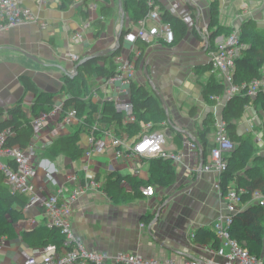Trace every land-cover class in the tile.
I'll return each instance as SVG.
<instances>
[{"label": "crops", "instance_id": "1", "mask_svg": "<svg viewBox=\"0 0 264 264\" xmlns=\"http://www.w3.org/2000/svg\"><path fill=\"white\" fill-rule=\"evenodd\" d=\"M88 2L89 4L96 3V10H89V4H84L83 0H50L40 10L33 2L26 0V4L37 12L48 26L42 28L38 23H28L0 30V122L8 117V109L20 102L28 117L34 115L35 95L33 91L26 88V78H29L41 92L54 94L55 103L61 104L66 99L63 69L65 68L68 73L74 69L73 62L67 58V53L73 52L86 57L115 46L121 21L117 22L115 18L109 21L110 15L103 17L102 6L106 5L113 9L116 4H119L118 0H88ZM124 2L125 0L123 4ZM260 2L261 0H198L199 5H194L192 2L190 4L187 0H182L175 14L183 19L191 18L190 22L185 21L190 28L188 36L174 48L157 44L154 47L182 52L199 51L205 48L201 28L206 24L209 28L213 3H216L219 8L220 24L236 27L242 17L253 15L255 19H264V9L259 7ZM197 8L201 14H198ZM197 17H200V29L196 26ZM100 19L105 22V29L98 36L97 21ZM87 20H91L93 24L90 30L85 32L83 42H73L72 35ZM137 25L138 23L131 22L130 17H126L125 29H134ZM193 28L202 36V40L197 38ZM221 36L223 35L218 37L221 38ZM127 45L132 47L133 52L139 53L137 44H130L124 40L121 53L136 63L139 55L132 58L129 51L126 54V50L130 49ZM23 51L31 54L36 60L28 57ZM203 64H209L207 52L198 56L160 54L155 55L150 61L148 68L151 70V77L168 105L170 116L185 126V132H182L183 138L177 137L179 133L177 127L183 128L180 125L173 127L178 141L174 136L171 140L166 138L165 147L168 150L181 152L185 147L184 135L190 134L193 139L199 140L197 129L192 121L200 117L202 112L206 111L207 114L211 110L213 114L216 111L221 114L222 107L219 106L216 111L213 110L215 106L208 108V103L202 95L203 86L210 76L215 73L219 80L220 77L213 70L206 72L196 70V67ZM98 77L97 74L92 75L90 84L92 87L97 84ZM253 104L249 105L245 114L247 117L252 114L254 122L258 119L254 117V112L262 113L261 107L263 106L261 103ZM193 106L198 108L195 117L189 113ZM251 110L255 111L250 113ZM245 114L238 121L239 134L250 131L253 127V124L247 125L243 122L248 119ZM243 125L246 128L244 130ZM56 127L57 121H50L38 136L32 138V142L39 148L35 159L34 181L45 196L59 193L64 188L62 196L67 197L79 186H86L85 193L73 202L72 217L74 234L86 248L113 253L128 251L140 253L146 257L172 256L178 257L181 262L201 260L211 256L210 246L194 242V231L203 226L214 229V222L223 212L224 204L215 188L220 176L214 172H192L189 169L200 166V150L198 154L192 153L186 157L184 163L188 168L182 166L183 164L175 167L178 173L176 184L167 188H156L157 191L152 196L142 194L137 199L118 200L113 194H108L104 188L108 179L121 175L123 178L133 176L147 181L150 176L152 158H142L134 162L116 160L112 157L110 149L104 155L95 156L89 163L83 155H52L48 150L50 146L46 145L48 139L57 140L77 129V125H66L58 132ZM125 133L128 138L135 137H131L127 131ZM169 134L165 132V135ZM86 137L87 135L83 133L81 141H84ZM208 139L209 151L215 144L214 132L209 135ZM4 161L10 162L9 159H4ZM136 167L138 174L135 173ZM69 172L79 175V181L68 182ZM91 177H95L99 182L97 188L88 187L87 180ZM193 183L196 185L192 189L178 194L166 205L153 226L154 236L151 235L148 230L149 225H145L141 220L142 216L155 212L165 198ZM121 186L126 193H132L128 179H122ZM143 188L140 189L142 193ZM24 211L26 217L15 223L16 236L8 237L0 234V264H24L29 257L43 248L32 246L21 235L23 231L46 226L42 209L32 207ZM157 239L163 241L166 246L160 244Z\"/></svg>", "mask_w": 264, "mask_h": 264}, {"label": "built area", "instance_id": "2", "mask_svg": "<svg viewBox=\"0 0 264 264\" xmlns=\"http://www.w3.org/2000/svg\"><path fill=\"white\" fill-rule=\"evenodd\" d=\"M38 9L43 8L50 0H30ZM194 5H199L198 0H190ZM182 0H148L151 10L144 19L138 22L136 28H131L125 34L124 40L135 44L136 41L143 40L150 42L153 38L163 39L168 43L174 41V31L169 24L161 19L160 10L165 6L171 13H177ZM97 4L91 3L89 10H96ZM190 22L191 18L184 19ZM38 23L42 28L48 26L47 22L26 4V0H0V30H7L22 24ZM93 22L87 20L72 35L75 43H82L85 32L92 27ZM203 45L207 48L209 63L212 70L216 72L225 86L224 97L219 98L215 110L225 105V101L236 97H250L256 99L264 93V77L255 78L250 81L236 82L235 74L237 60L245 48L241 40L240 32L234 30L230 35L217 37L214 48H210L208 25L201 28ZM82 56L70 52L67 58L73 62L74 66L80 61ZM115 72L110 77H98L97 84L84 97L86 101L101 107L104 104H112L117 111L124 115V123L134 122V103L132 100V85L136 82L137 67L133 59L126 55L115 57ZM69 74H74V70ZM215 121V144L207 152L205 163L200 170L199 167H190L192 172H214L219 176L228 166V158L236 148L235 142L227 132L226 121L218 114L214 113ZM101 116L100 110L95 113L96 122L87 132V137L83 143L85 152L83 154L86 162L95 156L104 155L108 149L112 151V157L122 159L127 162H134L142 158L162 157L172 161L174 167L180 165L188 168L184 160L192 153L198 154L199 146L188 135H184L185 147L181 152H174L165 147L166 136L162 130H153L152 123L143 125L142 133L133 138H128L124 130L118 132L113 124L109 127L101 125L98 121ZM31 118L34 128V136L44 129L47 123L56 120V130L59 132L66 125H81L83 120L78 116L75 107L63 111V103L56 104L48 112H41ZM99 122V123H98ZM121 132V133H120ZM123 132V133H122ZM9 130H0V171L5 175V181L13 192L26 196L25 210L32 207L42 209L45 223L49 228H57L64 236V241L60 247L50 244L43 247L40 252L29 257L24 264H264L263 259L251 254L241 243L231 236L230 227L233 216L245 205L243 202L244 189L237 190L230 188L226 193L222 192L220 180L216 182L215 188L221 200H223L224 210L217 216L214 222V230L219 240V246L211 250V256L201 260H185L181 262L178 257H146L140 253L128 251H98L90 250L77 238L73 231V202L86 191V186H79L74 189L69 196H62L64 188L59 193L45 196L34 181L36 175L35 159L38 156L39 148L32 141L25 149L19 147H8L7 138ZM33 136V137H34ZM54 138L48 139L47 146L54 143ZM44 145V147L46 146ZM4 159H9L14 166H10ZM136 167V174H138ZM68 182L76 183L79 175L69 172ZM88 187L97 188L99 182L95 177L87 180ZM156 193L154 186L149 185L143 188V194L152 196ZM252 201L264 207V194L257 191L252 196ZM144 226V224H142Z\"/></svg>", "mask_w": 264, "mask_h": 264}, {"label": "trees", "instance_id": "3", "mask_svg": "<svg viewBox=\"0 0 264 264\" xmlns=\"http://www.w3.org/2000/svg\"><path fill=\"white\" fill-rule=\"evenodd\" d=\"M90 1V0H89ZM72 2V1H71ZM84 4H89L88 0H83ZM125 12H131V22L137 24L140 20L148 16L151 7L148 0H125L123 4ZM111 9L103 5L102 14L106 17L111 14ZM161 19L169 24L174 31V41L168 43L163 39H158L157 45L174 48L178 46L189 34L190 28L187 22L178 15L171 13L165 6L160 10ZM101 34L105 29V22L100 19L97 21ZM243 25V29H245ZM210 48H214L215 39L220 35H230L233 27L223 26L219 21V8L216 3L211 6L209 30ZM121 39V48L114 54H106L86 62L78 70V74L71 76L63 75L65 83L64 91L66 99L63 102V111L75 107L78 116L83 120V124L77 126L75 132L59 137L48 148L52 155L66 154L72 156H82L85 152L83 147L82 134H87L89 129L96 122L95 113L100 110L101 116L98 121L103 126L109 127L115 125L119 131L124 130L129 135L136 136L142 133L143 125L153 124V130H161L163 124L172 122L168 120L166 110L154 93L152 88L134 82L131 88L132 100L134 103L135 121L124 123V115L117 111L112 104H104L101 109L98 105L85 100V96L90 92L92 86L87 83V78L93 74L99 77H110L114 74L116 64L115 57L121 55L124 48V36L131 28L124 29ZM198 39L202 40L196 30L193 28ZM241 40L245 44L241 56L237 60V69L235 74L236 82L250 81L255 78L264 77V35L255 31H240ZM248 41H245V39ZM139 50V56L136 61V67H143L145 55L150 47L154 46L151 42L143 40L136 41ZM84 58L81 57L80 60ZM202 72L212 70L211 64H203L196 67ZM200 71V72H201ZM26 88L34 92L35 101L33 114L39 115L41 112H48L56 105L54 94L41 92L36 85L29 79L25 80ZM225 86L212 74L208 82L203 86L202 95L204 100L210 106H217L218 99L224 97ZM261 103L264 107V93H261L256 99L250 97L236 96L225 101L221 110V117L226 121L227 132L230 138L237 144L234 151L228 158V166L220 175V185L223 193L230 188L237 190L244 189L242 198L244 207L233 216L230 227V234L237 239L251 254L257 255L264 262V207L253 202L252 196L259 191L264 194V153H255V146L252 137L239 134L238 121L242 119L250 104ZM8 117L0 122V130H9L7 138L8 147H19L25 149L29 146L34 136V128L31 118L23 109L22 102L15 107L8 109ZM190 115L195 117L198 113L197 106L190 109ZM216 117L212 111H209L202 119V125L197 127L199 141L204 148L206 159L209 143V135L215 131ZM174 127V126H173ZM163 131V130H162ZM178 131V130H177ZM177 137L183 138V133L179 131ZM150 166V176L147 181L138 177L121 175L111 177L105 183L104 188L108 194H113L117 199L132 200L139 198L143 193L142 187L149 185L156 188H167L176 184L178 173L172 165V161L162 157L152 158ZM14 166L13 162L8 163ZM122 179H128L132 187V193H126L121 186ZM167 198H165L166 200ZM164 200V201H165ZM27 198L25 195L13 192L5 183V175L0 171V234L8 237L16 236L15 223L24 219V206ZM163 201V202H164ZM162 202V203H163ZM157 210L142 216L141 220L145 225H149L156 217ZM22 237L32 246L46 247L50 244H56L60 247L64 241V236L57 228H34L21 232ZM194 242L199 245H207L212 249L219 246V240L214 229L208 226L199 227L194 231ZM123 264V263H110Z\"/></svg>", "mask_w": 264, "mask_h": 264}, {"label": "rangeland", "instance_id": "4", "mask_svg": "<svg viewBox=\"0 0 264 264\" xmlns=\"http://www.w3.org/2000/svg\"><path fill=\"white\" fill-rule=\"evenodd\" d=\"M261 5L259 6L260 8H263L264 9V0H261ZM101 4V2H100ZM116 4V3H115ZM118 6L119 5H115L113 9H111V14H110V18H109V21L110 19H113L115 18V21L117 19V22L118 21H121L122 17L124 16L125 17V20H126V17L129 18L131 17V12H129L128 14L124 11H121L120 9H118ZM118 9V10H117ZM120 12V13H118ZM264 12V11H263ZM120 14V15H119ZM121 24V23H120ZM243 25H245V29H243ZM234 30H238L239 32L242 30H246V31H255V32H258L259 34L261 35H264V19H261V18H257L255 19L253 17V15H249L248 17H242V20H240L239 22H237V26L236 27H233ZM208 31L209 33L211 31H213V28L209 30L208 28ZM208 33V34H209ZM205 34H203V37H204ZM245 41H248V39L244 38ZM151 44L153 45H156L157 42H158V39L155 37L153 38L151 41ZM131 44V43H130ZM127 47H129L127 45ZM130 49L126 50V54L128 53L129 51V55L130 57H137V55H139V53L136 51L133 52L132 51V47H129ZM156 49V47L152 46L150 47V49L147 50V53L145 55V59L146 57L148 56V54L152 51ZM148 71L149 73L151 74V70L150 68H148ZM92 82V76H89L87 78V83L88 84H91ZM136 82L137 83H140V84H143L145 86H147L148 88H150V83L144 73V66L143 67H138L137 68V77H136ZM255 104H253L254 106ZM208 108H213L212 106H210L208 104ZM213 110H215V107L213 108ZM261 110H262V113L260 112H254V117L255 118H258L256 121L253 122V117H252V114H249V116L247 117V115L245 116L246 118L248 119H245V122L247 125L248 124H253V127L250 129V131H246L245 133H241V135L243 136H250L252 137L253 139V142H254V146L256 147L255 148V153H259V154H263L264 153V107H261ZM211 111V110H210ZM252 111H255V110H251L250 113ZM206 112V111H205ZM201 113L200 114V117H197L195 119V121H192V123L195 125L196 129L197 127H200L202 125V119L203 117L206 115V113ZM169 114H170V111H169ZM260 116V117H259ZM254 118V119H255ZM249 120V122H248ZM170 121L172 122V126H169V122H167L166 124H163L161 127H159L161 130L165 131V132H168L170 133L169 135H165L167 140H171V138H174L178 141V139L175 137V133H174V128L173 126H181L183 129L181 130V132H184V129H185V126H182L180 124V122H178L176 119H174L173 117L170 116ZM242 122V123H243ZM99 123V122H98ZM102 125V124H101ZM254 128V129H253ZM246 129L245 128V125H243V130ZM169 137V138H168ZM238 143H236V146H237ZM159 205V204H158Z\"/></svg>", "mask_w": 264, "mask_h": 264}, {"label": "water", "instance_id": "5", "mask_svg": "<svg viewBox=\"0 0 264 264\" xmlns=\"http://www.w3.org/2000/svg\"><path fill=\"white\" fill-rule=\"evenodd\" d=\"M190 4L191 1L190 0H187ZM118 5H119V9L121 11H124V8H123V0H118ZM196 8V7H195ZM197 11H198V14H201L200 10L197 8ZM197 21V27H199L200 29V26H199V23H200V17H197L196 19ZM125 17L123 16L122 19H121V28H120V31H119V34L117 36V42L115 44V46H113L112 48H108L106 50H103V51H99V52H96V53H93V54H90L84 58H82L75 66H74V74H69L68 71L64 68L63 69V72L64 74H68V75H71V76H74L76 74H78V70L81 68V66H83L86 62H88L89 60L91 59H94V58H98V57H101L103 55H106V54H114L115 52H117L120 48H121V39L123 37V34H124V29H125ZM206 50L207 48H203L199 51H195V52H182V51H176V50H172V49H154L152 50L148 56L146 57L145 59V62H144V73L150 83V86L151 88L154 90V92L156 93V95L159 97V99L161 100L165 110H166V113H167V116H168V120L170 121V114H169V108H168V105L167 103L165 102L162 94L157 90V87H156V84L154 83L152 77H151V74L149 73L148 71V67L150 65V61L151 59L155 56V55H160V54H166V55H178V56H198V55H203L206 53ZM24 52V51H23ZM28 57L36 60V58H34L31 54H28L27 52H24ZM176 127V126H175ZM177 130L178 131H181L182 129L177 127ZM185 132V131H184ZM189 136H191L190 134H188ZM192 138V136H191ZM194 141L198 144L199 146V150H200V157H201V162H200V166H199V169L201 170L204 163H205V159H204V156H205V153H204V148L202 147L200 141L198 139H195L194 138ZM196 185V183H193V184H190L186 187H183L181 188L180 190H178L177 192H175L174 194H172L171 196H169L157 209V213H156V217L155 219L152 221L151 224H149V233L151 235L154 236V233H153V226L156 224V222L158 221L160 215H161V212L162 210L166 207V205L171 201L173 200L178 194L180 193H183V192H186L190 189H192L194 186ZM159 241L160 244L162 245H165L163 241H161L160 239H157ZM166 246V245H165Z\"/></svg>", "mask_w": 264, "mask_h": 264}]
</instances>
